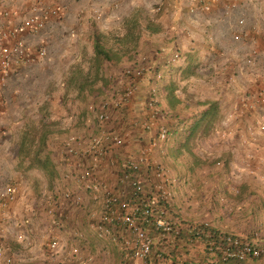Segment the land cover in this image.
I'll return each mask as SVG.
<instances>
[{"label": "rangeland", "instance_id": "rangeland-1", "mask_svg": "<svg viewBox=\"0 0 264 264\" xmlns=\"http://www.w3.org/2000/svg\"><path fill=\"white\" fill-rule=\"evenodd\" d=\"M58 1L62 6L60 13L54 16L58 20L49 21L47 27L38 32V34L28 35L31 45L36 48L42 46L46 49L45 55L38 61L16 70L3 92L0 102V191L10 184H15L14 186L18 189L19 185H25L28 181L32 182L31 185L36 190L38 188L36 180L40 179L41 176L46 179L51 174L50 171L47 172L44 169L42 171L38 166L31 164L32 152L38 148L39 137L42 132L47 131L46 141L48 142L53 130L58 129L61 121L58 112L62 110L78 111V109L83 107L85 100H82L81 96L87 97L90 94L91 88L88 85L91 84L97 95L102 96L103 103L100 104L102 107L106 103V98H114L121 90L122 92H127V88H124V86L128 82V76L147 73L146 80L148 79L150 83H146V85L163 84L170 79L171 75L168 73V69L171 68L177 84L179 86L182 85L186 90L184 91V98L186 99L184 106L186 109L189 111L193 109L204 110V106L208 108L210 102L218 101L217 98L220 93L217 90L218 77L230 70L231 81L227 82L230 84L224 88L227 89L225 91L231 94V112L236 109L238 115L235 118H231V113L229 114V109L226 108V105L221 107L219 104L217 117L211 123L206 124L205 122L208 121L211 114L210 110L204 121L205 125L200 127L191 139L187 140L192 154L183 151V156L181 157H176L172 152H169L166 144L170 139L168 138L167 141L159 140L156 136V129L153 137H151V145L157 148L156 153L160 156V159L157 160L159 163L153 164L154 170H152L153 172L151 171L150 177L153 176V181L157 177H165L172 180L171 183L167 180L169 185L166 189L169 192L168 210L174 211L177 210L179 197L178 195L174 196L176 200L173 201L172 193L177 190L182 192V189L177 188V190H174L178 184L176 179L173 178L177 174L176 171L179 170L184 175L187 174L188 170L186 168H178L173 162L178 161L177 165H180V162H192L194 154L202 160V163L210 161L215 164L220 162L222 165L219 166L221 167L213 168V166L207 167L206 165L197 169H202L201 174L203 175H230V190L227 187L230 185L228 181L220 184V188L210 182L204 186L202 193L197 196L200 200L194 198L193 201L195 203H191V200H183V205L201 210V217L195 223L199 227L211 228L213 227V222L218 226H238L239 224V227L242 225L244 227L245 222H247L245 218L248 216L240 214L241 212L236 209L237 206L233 204L235 202L234 196L230 198L227 192L230 191L231 194H234V191L240 188H243L244 192L251 190L254 192L252 188L256 186L255 188L259 189L260 186L253 182L252 176L256 175L255 172H248V175H251L250 184L243 183V179L237 178L238 180L235 181L236 176L233 173V168L226 167L224 164H227L229 159L233 160L240 156L242 163L250 164L252 161L257 160L264 165V154H255L254 151L255 149H264V121L261 123L262 126H259L257 119L250 115V112L245 109L242 103L249 92L258 88L263 81L264 0H232L236 3L232 11H228L225 5V2L229 1L231 3V0L219 2V4L210 3L208 9L202 8L198 0L193 4L191 3L194 0H188L189 3L184 5L185 8H180L179 6L171 8L169 2L166 3L165 0H142L139 5L129 7L130 10L126 13L127 15L125 14L122 24L115 25L112 23V28L104 27V25L107 24L109 15L114 16V13L121 11V2L119 0H95L92 3L90 13L84 5L77 3L74 6L71 5L70 2L72 0ZM76 1L79 2L80 0ZM4 5V0H0V7ZM12 6L16 7L17 5L12 4ZM195 6L200 7L192 10V7ZM124 8H127V5ZM186 8L189 10L184 11ZM108 10H111V12ZM85 11L88 12L86 13V18L81 19ZM96 11H100L102 17L103 14L107 16L105 22H103L104 19H102V22L96 19L94 15ZM151 16H163L167 21V27L173 29L174 27L172 26H180L176 24L178 20H181L180 16H183V21L185 19V22H191L192 25L195 24V26L191 25L193 28H188V33L190 34L188 43L192 44L194 48L199 47L197 49L198 53L203 49L201 45L206 44V50L201 51L203 57H197L191 63H183L184 61H178L182 52L175 47L170 51L163 50L162 61L169 59L170 67L167 68L162 64L157 72L142 68L139 63H142L148 58V54H151L148 51V40L146 39L147 36H145V26ZM131 18H134L140 24L142 28L140 40L144 39V43L143 41L139 42L138 50L133 52L131 57H123L124 62H126L122 65L123 69L111 71L112 64L102 61L100 70L97 71L94 62V35L106 36L104 43L107 46H112L115 42V36L125 32V20ZM241 20H244L243 23H241ZM15 21L18 22V20ZM16 22L13 21L15 24ZM186 30L187 28L183 32ZM244 32H247L248 36H245ZM200 34L209 35L207 37L209 41L206 42L205 39L203 41ZM236 34H240V37L236 38ZM130 63L133 67L129 66ZM128 69H131V71H127ZM111 72L112 76H110ZM102 76L111 78L113 86L109 87V83H106ZM83 83L88 85L81 91L80 85ZM135 83L137 82L129 86L135 89ZM154 92L153 88L146 89L145 95L148 100L145 108L147 109V115L152 112L147 106L148 101L156 98L160 108V114L156 118V126H164L172 133L169 136L170 138L172 136L173 138L180 136L185 130L183 126L190 124L192 119L182 118L179 112L170 114L161 105L158 91H156V94ZM97 109L98 106L95 105L91 108L94 112ZM181 112L184 115H189L185 110ZM179 117L182 119L181 123L178 122ZM249 123L251 128L247 127ZM98 124L102 128L105 127V123H101L99 120ZM227 126H231V138L228 137L230 131ZM235 140H239L240 146L238 149H240L241 153L234 151L235 155H233L232 145ZM155 141L156 144H153ZM47 142L46 151L48 150ZM167 159L170 162L166 163ZM157 166H164L161 175L155 170ZM153 181L151 180L152 183H154ZM47 184L41 185L39 190H44ZM174 184L177 185L173 186ZM34 186H36V189ZM15 191L18 190L15 189ZM210 193L215 194L205 198V195ZM229 201H231V206L228 205ZM172 202H176L175 205ZM178 209L181 208L178 207ZM10 211L8 206V214L11 213ZM235 214L240 215L234 216ZM175 215L179 214L175 211ZM10 216L12 217V215ZM250 220V224L256 225L255 230L257 231L254 234L259 236L256 232L258 233L261 230V226L264 225V216L260 213L252 214ZM240 223L242 224L241 226ZM14 225L18 227L19 223ZM230 234L246 238V235H239V233ZM214 241L213 239L211 243ZM15 244L20 243L17 242ZM6 247L13 254L15 262H17L20 257V248H16V245L14 247L11 244L6 245Z\"/></svg>", "mask_w": 264, "mask_h": 264}, {"label": "crops", "instance_id": "crops-1", "mask_svg": "<svg viewBox=\"0 0 264 264\" xmlns=\"http://www.w3.org/2000/svg\"><path fill=\"white\" fill-rule=\"evenodd\" d=\"M94 1L95 0H80L78 2L72 0L70 4L73 6L76 3L84 5L90 13ZM119 1L121 2V11L114 13V16L109 15L107 24H105L104 27L112 28V23L115 25L122 24L125 14L130 10L129 7H135L142 2V0ZM165 2H169L171 8L177 6L185 8L184 5L189 3L188 0H165ZM195 2L197 1L194 0L191 4ZM125 5H127V8H124ZM187 10L189 9L186 8L184 11ZM109 12H111V10ZM86 13L88 12L85 11V13H83L81 19L86 18ZM94 15L98 21L101 20L100 22L103 21L102 19H104L103 22H105V18L107 19V16H104V14L103 17L101 16L102 14L100 11H96ZM180 17L181 20L176 22V24L180 26H172L174 27L173 29L167 27V21L163 16H151V19L160 22L162 28L160 31L154 33L146 31L145 36H147L146 39L148 40L147 48L151 54H148V58L142 61V63H139L142 68L149 70L151 67L152 70H154L156 67L159 69L162 64L166 65L167 68L170 67L171 63L169 60L168 63L162 61L164 56L163 50L170 51L175 47L179 48L184 55V57H180L178 60L184 61L183 63H185V60L186 63H188L187 61H191L193 57L197 58L202 56L201 51L203 52L206 48V44L201 45L203 49L198 53L197 49L199 47L194 48L192 44L190 45L188 43V39L190 38L188 37L190 35L188 33V28H193L192 26H195V24L192 25L191 22L187 23L185 19L184 21L182 20L183 16ZM53 19L57 18L52 17L50 21ZM185 28H187V30L183 32ZM200 36L203 41L204 39L206 42L209 41L207 39L209 35L200 34ZM141 41L144 43V39H141L139 42ZM124 61L125 60L122 59L119 62L111 63V71L114 69H123L122 65L126 63ZM129 66L133 67L131 63ZM168 70V73L171 75L173 70L171 68ZM127 71H131V69ZM146 75L147 73L135 77H132V75L127 77L128 82L124 88L126 87L128 89L132 87L129 86L130 84L132 85L134 82H137L135 83L136 88L133 94L127 95L126 92H122L121 90L122 93L118 92L114 98H106V109L110 114V118L107 122H104V128L99 126L97 120L98 112L103 108L100 106V104L103 103L102 96L97 95L94 89L89 91L90 94L88 93L89 95L87 97L84 95L81 96L82 100H85V103L78 111L70 112V110H62L58 112L61 118L60 125L57 130H53L50 136L51 138L47 142V151L53 164L52 171H50L51 174H49L46 179L41 176V180H36V185L38 184L37 189L36 186H34L36 190L32 187V182L29 181L26 182L27 184L25 183V185H19L18 189L14 186L15 184H11L18 190L15 191L16 198L14 197L8 205L9 211L12 207L11 213H9L12 217L4 218L2 216L1 218L0 244L5 246L11 244L14 247L16 245V248H20V257L15 264H125L127 260L125 255L127 251L122 244L114 241L111 237H100L95 229V224L99 221L105 210L106 193L104 188H107L108 191L120 190L122 187L120 184V177L123 170V161L130 157H136L142 153L146 154L148 163L141 166L140 177L149 190L154 185H160L166 189L169 185L167 184V180L169 183L172 181L165 177H157L156 180L153 181V176L150 177L153 164L159 163L157 160L160 159V156L156 153L157 148L151 145V137H153L157 128L154 127L151 130H145L144 128L143 122L148 118L147 109L145 108L148 100L145 95L146 89L153 88L155 91L154 94L158 91L161 105H163L170 114L179 112L182 118L187 117L193 120L198 118L202 112L201 109H193L192 111L186 109L184 106L186 101L184 98V91L186 90L182 85H178L176 90V95L180 99V102L175 109L171 108L169 98L167 97V91L164 88L168 80L163 84L155 83L149 86L146 85V83H150L148 79L146 80ZM110 76H112V72ZM218 80L217 90L220 91V93L216 103L218 105L220 104L221 107L226 105L230 114L231 94L225 91L227 89L224 87L230 84L227 82L231 81V71L228 70L226 73H222V75L218 77ZM111 81L112 79L108 81L109 87L113 86ZM227 93L228 95L225 96ZM94 105L98 106L96 112L91 110ZM204 107L206 108L207 106ZM184 110L189 113V115L182 114L181 111L184 112ZM230 127L231 126H227L230 131L228 134L229 138H231ZM101 133L119 134L122 137V142L120 144L111 143V145H108L105 155L101 158L98 165H96L91 180L93 179L96 183L103 184L105 187H101L100 190L95 191L92 188H88L87 178H84L82 174L85 167L92 164V155L87 152L89 141L92 136ZM72 137L76 138V142L71 141ZM69 142L75 147L77 153H71L69 151ZM239 146V140H235L232 145L233 155H235L234 151L241 153L240 149H238ZM175 147L172 138H170L166 144V148L169 149V152H172ZM17 150L19 152V148ZM254 151L255 154H264L263 148L260 150L255 149ZM239 158L236 157L233 160L229 159L227 164H224L226 167L233 168V173H235L236 176L235 181L243 179V183L250 184L251 175H248V172L253 171L256 174V177L252 176L253 182H256V184L260 186L259 189L253 186L254 188L252 189H254V192L252 190L244 192L243 188L239 190L236 189L237 192L234 191V194H231L230 191L227 192L230 198L234 196L235 202L233 204L237 206L236 209L241 212L240 214L248 216L245 218L247 222H245L244 227L241 223L240 226H242L239 227V224L238 226H218L215 222L212 223V226L216 230H219L221 234L239 233V235H246V238L264 246V225L261 226V230L258 233L256 232V234L259 235L257 236L254 234V232L257 231L255 230L256 225L249 223L252 214L260 213L264 216V165L257 160L252 161L250 164H246L245 162L242 163L241 158ZM168 162H170V160L167 159L166 163ZM177 162L178 161H175L173 163H175L178 168H186L185 163L180 162V165H177ZM211 164L213 163L210 161L203 162L196 167L195 172L184 175L182 172L180 173L179 170L176 171L177 174L173 179H176L178 185H173H177L174 190L180 188L182 192H178L177 190L172 193L173 197H176V195L179 197V199L177 198V210H168L165 214L166 221L171 225V229H158L153 226L149 228L153 238V251L147 259L146 264H264V254L261 257H249L245 260H238L235 258L224 259L217 250L212 249V240L204 238L210 236L209 232L202 234L198 233V230L201 228L195 223L200 219L199 217H201V210L189 206H186V208L183 205V200H191V203H195L193 201L194 198L198 199L197 196L202 193L204 186L210 182L216 184V187L220 188V184L228 181L230 185L227 187L230 190V175H203L201 174L202 169H197L200 166L206 165L207 167L213 166V168L221 167L219 165H222L220 162L213 165ZM40 169L43 171V168ZM151 180L154 183H152ZM43 182L46 184L48 183L47 187L44 190H39L40 186L44 184ZM69 190L79 193L82 196V202L77 204L66 200L63 197V192ZM214 194L215 193H210L209 195H205V198L213 196ZM173 197L172 200H176V198ZM201 197L203 196L201 195ZM172 203L175 205L176 202ZM228 205L231 206V201H229ZM49 206L55 208V222L53 221V216L47 211ZM178 207L181 209H178ZM175 211L179 215H175ZM240 214H235L234 216ZM26 219H31V224H25L24 222ZM18 220L20 225L17 227L14 224H16ZM59 222L61 225H59ZM22 231L26 232L28 242H19L17 240V233ZM114 232L119 237L130 236L129 230L125 228L115 229ZM54 237L59 238L61 248L59 252L52 253L49 251L48 245ZM12 241H17L20 244H15L17 242Z\"/></svg>", "mask_w": 264, "mask_h": 264}, {"label": "built area", "instance_id": "built-area-1", "mask_svg": "<svg viewBox=\"0 0 264 264\" xmlns=\"http://www.w3.org/2000/svg\"><path fill=\"white\" fill-rule=\"evenodd\" d=\"M201 7L208 9L211 4H219L226 0H198ZM5 5L0 7V102L4 89L13 75L19 68L29 65L42 58L46 49L42 46L34 47L28 40L29 34H38L44 30L52 17L58 15L62 9L58 0H4ZM12 4H16L13 7ZM228 11H232L236 3L231 0L225 2ZM200 6L192 7V10L199 9ZM15 20H18L16 22ZM16 22L15 23H13ZM244 20H241L243 23ZM248 36L247 32H244ZM240 34H236L239 38ZM264 75V74H263ZM134 93V88L127 89L126 94ZM243 106L250 115L257 119L259 126L264 121V76L259 87L249 92L242 101ZM147 106L151 109V114L143 122L145 129L157 128L156 136L159 140H167L169 131L164 126H156V118L160 114V108L156 98L148 101ZM98 113V120L101 123L107 122L110 114L106 109V103ZM238 111L231 112V118H235ZM264 126V125H263ZM251 128V124L248 126ZM264 128V127H263ZM122 137L119 134L101 133L91 137L87 152L92 155V164L85 167L83 177L87 178L88 188L95 191L105 187L96 183L91 177L94 169L105 155L108 145L111 143L120 144ZM71 141L76 142L72 137ZM71 153H77L72 143H68ZM156 144V141L153 143ZM148 158L145 153L136 157H130L123 161V170L120 177L121 189L118 191L105 190V210L95 224V229L100 237H111L114 241L120 242L127 251L125 264H146L147 259L153 251V238L150 234V227L171 229V225L166 221L165 214L168 211V192L160 185H154L150 190L145 186L140 177L141 166L147 164ZM163 172H160L161 175ZM15 197V187L7 185L0 191V222L4 218L11 217L8 214V202ZM66 200L77 204L82 202V196L71 190L63 192ZM55 205V204H54ZM53 205V206H54ZM49 206L47 211L53 216L55 222V208ZM17 223L20 222L19 220ZM25 224H31V219H26ZM60 223V222H59ZM61 225V223L59 224ZM125 228L129 230L130 236L119 237L114 230ZM19 242H28L25 231L16 235ZM220 242L211 243L212 249L221 251L224 259L235 258L245 260L249 257H261L264 254V246L237 235H223ZM49 251L59 252L61 245L58 237H54L49 245ZM0 264H15V258L8 251L5 245L0 244Z\"/></svg>", "mask_w": 264, "mask_h": 264}, {"label": "trees", "instance_id": "trees-1", "mask_svg": "<svg viewBox=\"0 0 264 264\" xmlns=\"http://www.w3.org/2000/svg\"><path fill=\"white\" fill-rule=\"evenodd\" d=\"M125 21H126L125 22V32L123 34L115 36L116 37L115 42L112 46H107L106 43H104V38L106 36L102 37L99 34L94 35L93 50H94V62L96 64L97 71L100 70V63H102V61L103 62H110V63L119 62L125 56L131 57V55H133V52H136L138 50L142 28H141L140 24L138 22H136V20L134 18L126 19ZM161 28H162V25L160 24V22H156L155 20H153L151 18L148 19L146 26H145V30L150 32V33L158 32L161 30ZM180 57H184V55L182 54V55H180ZM193 59H195V58L193 57L191 59V61ZM168 60L169 59H166V60H164V62L168 63ZM188 61H187L188 63H191L190 60H188ZM185 62H186V60H185ZM144 69H146V68H144ZM149 70L151 71L152 68L150 67ZM153 71L157 72L158 68L156 67ZM172 73H173V71H172ZM173 75L174 74H171V77L168 80V82L165 84L164 88L167 91V97L169 98V104H170L171 108L175 109L177 107L178 103L180 102V99L176 95V90L178 88V84H177V81L175 80ZM102 77L106 83H109L108 82L110 80L109 78H107L106 76H102ZM132 77H135V76L132 75ZM87 85L84 83L81 84L80 90L83 91ZM88 86L92 89L91 84ZM210 110H211L210 117H209L208 121L205 123L206 124L211 123L213 121V119L216 118V115L219 112V105L216 102H210V106L208 108H205L204 110H202V112L200 113L198 118L193 119L190 124L184 125L183 127H185V130L182 132V134H180V136H176L174 138H173V136L171 137L173 144L176 146L172 150V153L174 154V156H176V157L183 156L182 155L183 151H187V152H190V154H192L191 149L187 144V140L191 139L196 134V131H198L200 129V127L205 125L204 121H205L206 116ZM178 122L181 123L182 119L180 118ZM175 131H177V129H175ZM177 133L179 134V132H177ZM170 134H172V133L169 132V136H170ZM169 136H168V138L170 139ZM46 138H47V131L44 133L42 132L41 136L39 137V141H40L39 146H38V148H36L32 152L31 164H33V166H38L40 168H43L45 171L49 172V171H52V165L53 164H52V161H51V158H50L48 151H46V142H47ZM201 163H202V160L194 154L192 162H190V161H189V163L187 161L185 162L186 169L188 170L187 173H193L195 171L196 167L198 165H200ZM155 170H157L159 173L163 172V167L157 166L155 168ZM168 205H169V201L167 202V207H168ZM168 209H169V207H168ZM199 228H201V229L200 230L196 229V230H198V233L202 234L205 232H209L210 236L204 237V238L209 239V240L214 239L215 242H220V240H221L220 238L223 235L230 234V233L221 234L219 230H216L213 227H211V228L199 227ZM231 235H235V234H231ZM218 253L220 254V256L222 255L220 250H218ZM222 257H223V255H222Z\"/></svg>", "mask_w": 264, "mask_h": 264}]
</instances>
